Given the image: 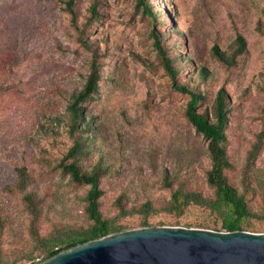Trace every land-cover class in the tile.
<instances>
[{
    "label": "rangeland",
    "instance_id": "rangeland-1",
    "mask_svg": "<svg viewBox=\"0 0 264 264\" xmlns=\"http://www.w3.org/2000/svg\"><path fill=\"white\" fill-rule=\"evenodd\" d=\"M69 1L0 0V264L42 262L27 259L42 251L25 194L40 210L34 226L42 237L91 226L90 186L62 168L72 161L84 172L100 170L101 212L124 231L226 232L210 208L172 206L178 190L215 196L207 183L208 141L188 121L190 95L181 87L201 94L198 112L210 119L225 89L231 163L225 173L248 202L253 228L246 232L264 234V143L248 162L264 125V0H97L96 15L94 0H74L75 15ZM239 36L246 47L230 66L214 48L232 60ZM95 54L103 66L99 88L82 104L85 120L75 128L69 107ZM76 144L81 151L69 158ZM21 167L24 192L15 185Z\"/></svg>",
    "mask_w": 264,
    "mask_h": 264
},
{
    "label": "trees",
    "instance_id": "trees-1",
    "mask_svg": "<svg viewBox=\"0 0 264 264\" xmlns=\"http://www.w3.org/2000/svg\"><path fill=\"white\" fill-rule=\"evenodd\" d=\"M146 0H139V4H145ZM74 0L68 2V8L72 15H75L73 10ZM94 15L97 14V0L91 8ZM145 12L153 15L151 8L146 7ZM90 24V23H89ZM238 49L233 59L227 58L219 51L216 46L214 51L221 61L233 66L236 64V57L244 53L246 42L243 37L239 36L237 39ZM160 47V44L158 45ZM162 51V50H161ZM98 58L94 55L91 65V73L89 74L84 89L75 95L73 102L69 109L73 116L74 127L79 128L81 119L85 120V112L82 104L86 103L98 91L99 82L101 80V72L103 66L97 65ZM170 62L165 61L164 67L175 79L176 73L171 68ZM180 92L190 95V102L187 107L186 116L191 125L196 131L208 141V152L211 159V169L207 173V183L214 189V198H206L203 194L195 191L184 192L178 190L172 195V206L175 210L184 211L187 206L196 204L201 207L212 209L221 218V228L226 232L249 231L253 228L249 219L251 211L248 208V202L244 195H241L238 190L233 187L226 176V170L231 167L227 151V126H228V109L226 106V91L224 88L220 89L216 98L214 108V118L210 119L207 114L198 112V108L203 99L201 94L181 87ZM82 120V121H83ZM89 127V124L87 125ZM264 143V125L262 131L258 134L253 148L249 152L248 162L253 163L257 160L260 154L262 145ZM81 151L80 144H76L69 152L68 157L73 158ZM63 170L67 173L71 180L77 184L90 186V190L86 197V211L89 220L92 222L91 226L83 230H72L65 234L42 237L34 224L39 219L40 210L32 194L24 195V203L28 212L34 217L32 235L37 244V250L42 251L40 255H32L27 259L35 261L42 257V262H45L60 253L73 249L85 243L104 238L111 234L123 232L125 227L118 224L115 220L106 219L100 209V199L104 191L100 187V170L95 169L91 172H84L80 166L72 161L62 165ZM18 178L16 188L24 192L28 187V178L26 168L21 167L17 169ZM143 209L149 212L152 206L149 203L143 204ZM127 211L122 209V214L127 215ZM148 221L143 222V226H148ZM2 228V225L0 224ZM2 258L0 257V262ZM34 262V264H40Z\"/></svg>",
    "mask_w": 264,
    "mask_h": 264
},
{
    "label": "water",
    "instance_id": "water-1",
    "mask_svg": "<svg viewBox=\"0 0 264 264\" xmlns=\"http://www.w3.org/2000/svg\"><path fill=\"white\" fill-rule=\"evenodd\" d=\"M41 264H264V234L140 228L85 243Z\"/></svg>",
    "mask_w": 264,
    "mask_h": 264
}]
</instances>
